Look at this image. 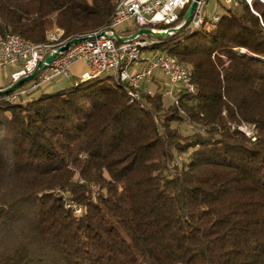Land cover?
I'll use <instances>...</instances> for the list:
<instances>
[{
  "label": "trees",
  "instance_id": "16d2710c",
  "mask_svg": "<svg viewBox=\"0 0 264 264\" xmlns=\"http://www.w3.org/2000/svg\"><path fill=\"white\" fill-rule=\"evenodd\" d=\"M115 2L0 0V34L86 36ZM237 2L217 21L145 35L195 84L172 87L170 105L143 84L134 99L123 68L0 96V264H264V1ZM190 4L147 27H176Z\"/></svg>",
  "mask_w": 264,
  "mask_h": 264
},
{
  "label": "built area",
  "instance_id": "2783aa9c",
  "mask_svg": "<svg viewBox=\"0 0 264 264\" xmlns=\"http://www.w3.org/2000/svg\"><path fill=\"white\" fill-rule=\"evenodd\" d=\"M193 0H121L118 9L113 11L111 20L113 27L101 29V34L93 39H85L72 44L66 51L58 53L55 59L35 79L30 87L24 85L10 94L5 95L8 101L11 97H22L49 84L58 76H70L76 63L84 62L88 69L79 78L88 77L92 73L112 71L117 63L123 59H131V68L120 79L122 82L143 84L145 80H152L157 72H161L172 87L182 86L189 92H194L190 71H184L179 65H174L168 53L154 54L153 57H143L138 53V45L150 41L145 35H138L133 39L118 41L115 34L123 36V32L136 27L148 28V25H171L178 21L181 11ZM208 0H198L190 23L199 20V3ZM234 5V0H226ZM235 6V5H234ZM216 14H213L215 19ZM180 26L177 25L176 27ZM165 31L168 28H151ZM4 36V34L2 35ZM105 36H112V43H105ZM145 37V38H144ZM65 44H66V40ZM56 49L37 50L36 44L22 43L12 39V45H2L0 48V71L14 68L11 72V82L31 73L51 52ZM172 95V89L166 91ZM136 95V94H135Z\"/></svg>",
  "mask_w": 264,
  "mask_h": 264
},
{
  "label": "rangeland",
  "instance_id": "374dc122",
  "mask_svg": "<svg viewBox=\"0 0 264 264\" xmlns=\"http://www.w3.org/2000/svg\"><path fill=\"white\" fill-rule=\"evenodd\" d=\"M249 2V4H252V2L254 0H247ZM264 1V0H262ZM227 8H232L233 10H239L240 6H230L226 0H208V4L206 6V14L209 17H212L213 14L216 15H220L223 14ZM57 28V27H55ZM160 50H151L148 48H145L142 52L143 57H153L154 54L160 53ZM14 71V68H8L6 70L0 71V87H3L5 84V86H9L11 82V72ZM84 72V71H83ZM82 74V72L77 76L79 78V76ZM77 77L72 75V72L70 74V76H65V75H61L56 77L55 79H53L49 84L43 86L42 88H40L37 91L34 92H30L27 95H24L22 97H19L18 100H29L32 98H37L39 97L41 94L43 93H53V92H57L60 91L62 89H65L71 85H73L75 83V80L77 79ZM32 81H28L24 84L25 87H30L32 84ZM169 82V85H167ZM143 85L145 86L146 89H148L151 92H155V91H161V92H165V94L163 95V99L166 105H170L173 102V97L170 94H166V90L172 89V86L170 84V81L161 73V72H157V78H154L153 80H145L143 82ZM23 86V85H22ZM159 86V87H158ZM141 87L138 86L136 88H132L134 90V92H139V88ZM141 95V94H140ZM174 125H178L177 123H175ZM181 126L179 127L181 129V131L184 134H192L194 133V131H196V128L194 127L193 124L190 123H183L180 124ZM239 128L245 132V134L247 136H249L252 140L256 139L255 136V129L254 126L249 125V124H242L239 126ZM77 212H80L81 209L78 208V210H76Z\"/></svg>",
  "mask_w": 264,
  "mask_h": 264
},
{
  "label": "bare ground",
  "instance_id": "6f19581e",
  "mask_svg": "<svg viewBox=\"0 0 264 264\" xmlns=\"http://www.w3.org/2000/svg\"><path fill=\"white\" fill-rule=\"evenodd\" d=\"M120 1L121 0H116L115 10L118 9V3ZM207 4H208V1H202L201 3H199V12H200L201 16H199V20L193 21L191 23V25L193 27L196 28V27L200 26L201 24H203V22L205 21ZM237 4H238L237 0H234V5H237ZM218 19H219V15H216L214 20L217 21ZM109 27H113V20H111L109 25L105 28H109ZM100 34H101V29L94 31V32H91V33L87 34L86 36H89V38H87V39H93V38L98 37ZM12 39H18V40L22 41V43L36 44L37 50H46V49H50V48L51 49H57L58 47L65 44L64 40H66V42H67L72 38L62 39V34H60L58 31H50L47 33V41L41 42V43H36L34 41H30V40L25 39L24 37L20 36L19 34H9L8 33V34H5L4 36H2L0 34V48H2V45H12ZM105 43H112V36H105ZM151 43L152 42L139 44L138 45V53L142 54L143 50L147 46H149ZM168 57H170V61L172 64L179 65L181 69H184V71H189L188 68L179 64L176 61V59H174L173 57H171L169 55H168ZM121 68H123V69L120 72L119 76L124 75L129 70V68H131V59H123V61L121 63L116 64L115 68H112V71H105L103 73H92V74L88 75V77H83V79L84 80L91 79L93 77H97V76L105 74V73H118ZM125 83H127L132 88H136L140 85V84H137L135 82H125ZM194 90H195V87H194ZM132 97L134 99L135 98L138 99L140 97V94L137 91L133 92ZM17 99H18V97H11V99L9 101L13 102V101H16ZM6 100H8V99H6Z\"/></svg>",
  "mask_w": 264,
  "mask_h": 264
},
{
  "label": "water",
  "instance_id": "95a60500",
  "mask_svg": "<svg viewBox=\"0 0 264 264\" xmlns=\"http://www.w3.org/2000/svg\"><path fill=\"white\" fill-rule=\"evenodd\" d=\"M198 0H193L185 14L184 21L178 27L168 28L165 31H156L151 28H140L130 36H120L119 34H115V37L118 41H126L135 38L138 35H151L158 38H163L170 36L179 30L183 29L186 25H188L191 21L193 12L195 10L196 4ZM89 38V36H82V37H74L66 42V44L58 47L55 51L51 52L48 56H46L43 60L39 61L37 67L29 74L20 77L17 81L13 82L9 86L5 88H0V96H5L10 94L11 92L15 91L17 88L24 85L26 82L35 79L44 69L48 67L50 63L55 59L58 53L62 51H66L72 44L77 43L79 41L85 40Z\"/></svg>",
  "mask_w": 264,
  "mask_h": 264
},
{
  "label": "crops",
  "instance_id": "0c3cea01",
  "mask_svg": "<svg viewBox=\"0 0 264 264\" xmlns=\"http://www.w3.org/2000/svg\"><path fill=\"white\" fill-rule=\"evenodd\" d=\"M87 69H88V66H87L86 63H84V62L76 63V64L73 66V68H72V75L75 76V77H77L81 72H83V71H85V70H87ZM81 79H83V78H81ZM83 80H84V79H83ZM5 85H6V84H5ZM5 85H4V86H5ZM167 85H169V82H168Z\"/></svg>",
  "mask_w": 264,
  "mask_h": 264
}]
</instances>
